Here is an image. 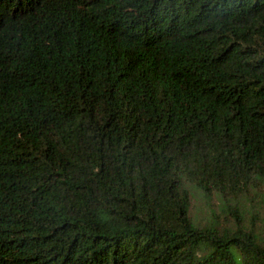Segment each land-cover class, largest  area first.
Masks as SVG:
<instances>
[{"label":"trees","instance_id":"1","mask_svg":"<svg viewBox=\"0 0 264 264\" xmlns=\"http://www.w3.org/2000/svg\"><path fill=\"white\" fill-rule=\"evenodd\" d=\"M0 264H264V0H0Z\"/></svg>","mask_w":264,"mask_h":264},{"label":"rangeland","instance_id":"2","mask_svg":"<svg viewBox=\"0 0 264 264\" xmlns=\"http://www.w3.org/2000/svg\"><path fill=\"white\" fill-rule=\"evenodd\" d=\"M207 211V205L202 198L196 199L193 206V212L198 216H204Z\"/></svg>","mask_w":264,"mask_h":264}]
</instances>
